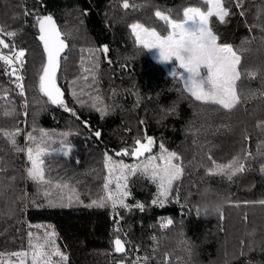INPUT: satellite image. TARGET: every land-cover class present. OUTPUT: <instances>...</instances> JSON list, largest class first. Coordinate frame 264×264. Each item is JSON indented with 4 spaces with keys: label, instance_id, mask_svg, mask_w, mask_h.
I'll return each mask as SVG.
<instances>
[{
    "label": "trees",
    "instance_id": "1",
    "mask_svg": "<svg viewBox=\"0 0 264 264\" xmlns=\"http://www.w3.org/2000/svg\"><path fill=\"white\" fill-rule=\"evenodd\" d=\"M122 4L123 0H0V28L4 33L16 32L12 38H0L9 44V50L15 44L27 51L24 96L18 94L14 77L5 74L0 62V97H7L0 99V207L9 203L8 222L22 220L24 243L26 229L52 227L67 252V264H113L110 252L119 235L112 228L119 221L122 238L140 248L147 264H264V204L259 203L264 200V0H224L229 11L225 22L216 16L209 21L218 43L231 44L241 56L237 83L241 102L231 111L196 101L182 81L172 76L174 71L183 74V69L174 61L164 66L153 60L148 50L136 44L129 28L139 22L164 33L165 26L155 11L182 20L188 7L206 12L209 5L204 0H129L128 9ZM27 11L31 15H52L69 44L57 85L71 111L51 104L39 91L46 57L36 23L32 26V19L24 16ZM105 45L109 48L107 56L96 51ZM90 53L99 57V68L96 83L87 87L92 76L87 81L81 78L86 75L81 58L84 67H91ZM249 72L255 76H249ZM206 78L204 86L208 88ZM94 102L107 108V115L101 118L92 107ZM13 108V115L4 114ZM14 129L20 130L15 146L2 134ZM96 132L101 135L96 137ZM28 133H37L38 142L43 139L51 153L44 157L45 178L50 183L31 180L26 171L30 167L26 152L15 150L27 147L24 141ZM63 133H68L65 146L70 144L72 148L68 156L55 151L64 140ZM145 135L153 137L154 145L152 152L140 160L159 155L161 143L181 157L174 162L182 164L184 175L174 182L168 202L163 207L153 205L156 185L137 173L128 177L131 195L125 202L130 210L86 207L106 195L105 154L117 162L138 163L131 155L117 156L116 152L124 147L130 150L137 138L146 142ZM237 157L245 171L231 181L206 175L213 161L229 164ZM202 180L226 198L222 217L197 215L193 207L197 197H188V193L195 192L194 185ZM57 184L73 189L78 201L64 207L50 206L42 193L47 186ZM177 193L179 203L174 202ZM18 198L21 215L13 207ZM137 201L144 204V211L134 207ZM4 213L0 208L6 232ZM166 218L173 224L161 227L159 220Z\"/></svg>",
    "mask_w": 264,
    "mask_h": 264
},
{
    "label": "snow or ice",
    "instance_id": "2",
    "mask_svg": "<svg viewBox=\"0 0 264 264\" xmlns=\"http://www.w3.org/2000/svg\"><path fill=\"white\" fill-rule=\"evenodd\" d=\"M204 2L209 5L206 12L202 11L200 7H188L183 11L182 20H175L159 10L155 11L154 15L165 26L164 33H161L155 28L146 27L139 22L131 23L129 28L139 47L146 50L159 49L162 61L170 62L175 58L178 62V67L191 74L188 80H185L182 74L175 71L172 73V76L179 78L183 82L185 91L196 101L204 104L218 105L222 109L231 111L241 102L237 92V81L241 77V72L238 70V66L241 63V56L237 54L231 44L218 43V36L209 27L210 17L216 16L221 23H224L225 18L229 15V11L225 7L223 0H204ZM240 6L238 3L237 7ZM122 7L128 9L130 7L129 0H123ZM25 14L28 15L30 13L25 12ZM241 14L243 15V13ZM35 19L36 25L34 26H38L39 28L38 39L41 41L44 54L46 55V62L42 65L41 74L39 75V91L48 98L51 104L63 107L65 111H71L64 102V93L57 85V72L61 67L62 58L67 59L66 56L62 57V54L68 45L61 38L62 34L57 28L52 15L41 16L37 14ZM189 22H193L196 25L195 31H190L186 28ZM3 35L12 38L16 35V32L9 31L4 33L3 29L0 28V36ZM0 46H2V49L9 48V44L2 38H0ZM96 51H102L107 56L109 48L105 45L102 49H97ZM90 55L92 57L91 67H84V57L82 56L81 58L82 72L86 74L81 78L87 81L88 76H92L91 84L86 85L87 87H91L92 84L96 83V70L99 68V57L95 56L94 53H90ZM25 58L26 49H17L15 44L12 45V49L8 54L0 51V62L4 66V72L9 77L15 78L13 83L16 89H19L18 94L20 96L25 95L24 76L21 74L26 62ZM202 67L207 68V89H205L202 83L197 82L196 79L200 77ZM248 75L255 76V73L249 72ZM73 83L75 84L76 82L74 81ZM83 94V90H81L80 95ZM73 96H77L75 90L73 91ZM6 98V94L0 97V99ZM92 99L98 100L99 98L94 97ZM78 102L83 103V101ZM24 106L26 108L27 103ZM92 107L101 113V118L107 115V108L97 107L95 102L92 104ZM14 113L15 109L13 108L4 114L13 115ZM257 127H261V125H257ZM2 134L8 137L9 142L15 146V137L20 134V130L2 131ZM41 135L42 137H46L47 133L41 130ZM61 135L64 137V140L61 141V146L55 149V151L61 152L64 156H68L72 150L70 144L65 146L68 133ZM100 135V132L95 133L96 137ZM27 139L36 143V147H15V150L17 152H26L27 160L31 165V167L26 169L28 177L37 184L50 183L45 178L44 157L51 153L44 147L43 139L37 142L36 137L32 133L27 134ZM143 139L146 142H141V139L137 138L130 150L124 147L121 151L116 152L117 156L131 155L138 163L130 165L123 161L117 162L110 155L105 154V167L108 170V176L104 184L106 195L92 200L91 204L86 205V207H110L114 211L119 207L130 210L131 206L125 202L131 195L128 189V177L134 176L137 173L149 178L156 185L157 191L155 198L152 200L153 205L163 207L168 202L173 193L174 182L180 181L184 175V167L182 164L174 162L180 161L181 157L176 152L167 150L164 144L161 143L159 145V155H149L145 160H140L141 157L145 156V153L152 152L154 145L153 137L145 135ZM208 159L211 160L212 158L209 156ZM158 160L160 163H157ZM243 171H245V165L237 157L229 164H217L213 161V167L206 169V175L223 176L231 181L237 173ZM261 172L264 173V166L261 167ZM113 182H115V191H111L109 188V185ZM56 187L63 189L68 186L57 184ZM194 187L196 191H190L188 197L196 195L199 185H194ZM45 195H49V193H45ZM63 199L61 197L59 201H49V205L69 206L72 203L73 197L68 196L67 204L63 202ZM76 199L78 201V197ZM174 202H180L178 193L176 194ZM259 203L264 204V200ZM134 207L140 211H144V204L139 201L136 202ZM193 207L195 208V206ZM197 215L199 216L198 213ZM222 216L223 213H221ZM172 224L173 220L166 218V222H162L161 227L167 228ZM115 231L119 232L120 229L117 228ZM55 236L56 233L54 231L45 233V243L51 244V251L45 252L43 244L32 243V234L29 233V245L33 250L32 264H52V256H58L60 262L66 264L68 257L55 246ZM113 244L116 253L125 252V241H122L119 236L114 239ZM11 255L19 258V264H24V258L28 253L15 252L11 253ZM140 259L138 258L133 264H140ZM143 260L144 264H147V257H144Z\"/></svg>",
    "mask_w": 264,
    "mask_h": 264
},
{
    "label": "rangeland",
    "instance_id": "3",
    "mask_svg": "<svg viewBox=\"0 0 264 264\" xmlns=\"http://www.w3.org/2000/svg\"><path fill=\"white\" fill-rule=\"evenodd\" d=\"M223 2H224V0H223ZM24 9H26V5L25 4H24ZM18 16H20V13L18 14ZM24 16H28L29 18L32 19L33 23H32V21L30 22V24L32 26H33L34 23H36V19H35L36 15H31V14L26 15V14H24ZM210 18H209V21H210ZM29 21H30V19H29ZM186 28L188 30H190V31H195L196 30V25L193 22H189L186 25ZM11 49L10 50L9 49H2V46H1L0 51H3L4 54H8V53H10ZM26 58H27V51H26ZM153 60H155V59H153ZM155 61H157V60H155ZM173 61L178 64V62L175 60V58H173L170 62H173ZM157 62H159V61H157ZM170 62H164V63L159 62V63L161 65L166 66ZM174 70H176V67H174ZM22 73H23V71H22ZM184 74H185V71L183 70V74L182 75H184ZM205 75L207 76V68L206 67H202L201 68L200 77L202 78L203 86H204V76ZM237 83H238V81H237ZM24 88H25V86H24ZM205 89H207V88H205ZM25 91H26V88H25ZM27 107H28V103H27ZM33 136L36 137L37 142H38L39 135L36 133ZM47 139H49V137ZM24 142H25V146H27V147L30 146V143L34 146V148L36 147V143H34L32 141H29L27 139V135H25V141ZM28 163H30V162L28 161ZM30 167H31V165H30ZM109 188H110L111 191H115V182L110 184ZM45 193H49V195H45ZM42 195H43V198L45 196H47L46 198L48 199V201H50V199H51V201H58V200H60L61 197H63L64 198L63 202H65L67 204L68 196H72L73 197L72 203L77 201L76 192H74L73 189H71L69 187L61 189V188H57L56 185H54L53 187L47 186L45 188V190L43 191ZM20 203H21V199L18 198L15 201V204L13 206L14 209H16L18 211L19 215H21V204ZM9 206H10L9 203H5V204H2V206L0 207L5 212L2 218L6 221V229H7L6 232L3 230L4 229V222H3V220H1L0 221V236H1L0 237V240H1L0 241V264H9V262H11V264H19V258L11 255V253H15V252L28 253V255L24 258V264H32V252H33V250L30 248V245H29V239H30L29 233L32 234V243L33 244H43L44 245V251L45 252H50L51 251V244L50 243H48V244L45 243V233L46 232H52V231L55 232V230L52 227L48 226V225H37L32 230H30L27 227L28 229H26V243H24V239H23V236H22L23 235L22 220L20 219V220H18L15 223H9L8 220H7V212L10 209ZM162 220H163V222H166V220H164V219H162ZM115 225H118V228L120 229V231L116 232L115 231L116 229H114V230H112V232L117 234V235H119V238H121L123 241H125V246H126V251H127V246H129L128 245V241L126 239L122 238V236H121V235L124 236V232H123V230L121 229V226H119L118 223H116ZM129 242L132 243L133 245H135L133 242H131V241H129ZM55 246L58 247L60 249V251L64 255L67 256V252L60 245V242L58 240V236L57 235L55 236ZM114 254L116 255L115 251L112 250L110 252V260H111V262L113 264H125L126 258H122V257L116 258L114 256ZM126 254H128V251H127ZM52 264H62V262H60V258L58 256H52ZM66 264H67V262H66Z\"/></svg>",
    "mask_w": 264,
    "mask_h": 264
},
{
    "label": "clouds",
    "instance_id": "4",
    "mask_svg": "<svg viewBox=\"0 0 264 264\" xmlns=\"http://www.w3.org/2000/svg\"><path fill=\"white\" fill-rule=\"evenodd\" d=\"M197 200L194 204L196 212L205 218H212L221 214L226 204V198L206 181L199 184L196 192Z\"/></svg>",
    "mask_w": 264,
    "mask_h": 264
},
{
    "label": "built area",
    "instance_id": "5",
    "mask_svg": "<svg viewBox=\"0 0 264 264\" xmlns=\"http://www.w3.org/2000/svg\"><path fill=\"white\" fill-rule=\"evenodd\" d=\"M21 74L23 75L22 72H21ZM162 222H163V220L160 219L159 220V224L161 225ZM118 224L120 226L121 221H119ZM117 228H118V225H115L112 228V230L117 229ZM128 245H129V246H127L128 254L120 256L122 258H126L125 264H133V262L136 261L138 258H141L140 259V264H144L143 258L146 257V255L143 254L137 246L133 245L129 241H128ZM127 251H126V253H127ZM147 261H148V259H147Z\"/></svg>",
    "mask_w": 264,
    "mask_h": 264
},
{
    "label": "crops",
    "instance_id": "6",
    "mask_svg": "<svg viewBox=\"0 0 264 264\" xmlns=\"http://www.w3.org/2000/svg\"><path fill=\"white\" fill-rule=\"evenodd\" d=\"M148 52H149L151 58H153V59H155V60H157V61H159L161 63H164V61L161 60L160 50L159 49H150V50H148ZM190 75H191L190 73H187L185 71V74L183 75V77H184L185 80H188V78L190 77ZM196 79H197V82L202 83V78L201 77H197Z\"/></svg>",
    "mask_w": 264,
    "mask_h": 264
},
{
    "label": "water",
    "instance_id": "7",
    "mask_svg": "<svg viewBox=\"0 0 264 264\" xmlns=\"http://www.w3.org/2000/svg\"><path fill=\"white\" fill-rule=\"evenodd\" d=\"M53 19H54V21H55V23H56V25H57V28L60 30V32H61V29H60V27H59V25H58V23H57V21H56V19L53 17ZM37 28H38V26H37ZM38 32H39V28H38ZM61 34H62V32H61ZM61 38L65 41V43L68 45V47L65 49V51H64V53L62 54V57H64L65 55H66V53L68 52V50H69V44H68V42L66 41V39L64 38V35L62 34L61 35ZM39 40V39H38ZM39 42L41 43V41L39 40ZM41 46H42V49H43V45H42V43H41ZM45 57H46V55H45ZM63 59V58H62ZM62 61V60H61ZM61 68V67H60ZM59 71H60V69L58 70V72H57V75H58V73H59ZM63 99H64V96H63ZM145 155H146V153H145ZM122 240V239H121ZM123 241V240H122ZM113 247H114V244H113ZM116 253V252H115ZM118 256H123V255H125L126 254V246H125V252L124 253H116Z\"/></svg>",
    "mask_w": 264,
    "mask_h": 264
}]
</instances>
